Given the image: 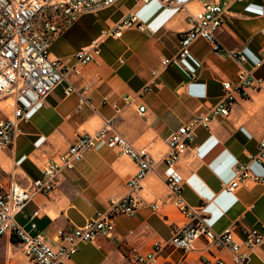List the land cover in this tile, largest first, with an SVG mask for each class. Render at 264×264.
Segmentation results:
<instances>
[{
	"label": "crops",
	"instance_id": "crops-1",
	"mask_svg": "<svg viewBox=\"0 0 264 264\" xmlns=\"http://www.w3.org/2000/svg\"><path fill=\"white\" fill-rule=\"evenodd\" d=\"M185 2V0H176ZM227 4L224 23L217 34L219 44L228 50H241L246 68L264 82V0H218ZM202 1H190L187 10L202 9ZM102 26L83 36L76 24L57 38L50 49L53 59L70 66L74 55L87 47L99 34L129 13H135L148 30H129L121 39H108L101 48L98 64L81 69V75L68 81L77 88L87 87L90 104L80 106L79 97H66L67 83L56 88L37 106L20 126L11 148L0 150V176L13 178L23 187L41 178L46 164L64 153L80 134H95L105 122L131 146L146 148L157 166L143 182L138 196L142 202L134 216L116 219L114 235L83 243L65 264H127L128 256L146 254L159 240H169L176 227L186 220L167 201L169 189L163 180L167 154L166 141L172 132L205 113L223 95L222 83L237 80L239 65L214 52L204 40L190 48L189 56L161 68L164 59H172L180 47V38L188 29L186 11L165 7L160 0L144 4L141 0H122L105 10ZM100 21V25H101ZM158 71V87L141 96ZM227 119H218L209 129H199L189 150L178 164L183 177V198L192 207L205 205L210 228L223 232L237 224L264 228V182L240 188L234 193L223 190L233 177L237 161L255 154L264 136V90H248ZM128 98V99H127ZM144 107V115L139 108ZM252 172L264 180V164H252ZM132 160L102 146L85 155L72 171L64 172L56 190L49 196L38 195L16 216L17 223L32 237L42 234L52 246L59 244L57 232L82 227L98 212H105L111 199L128 193L127 183L134 176ZM35 224L36 229L31 225ZM199 248L201 246L199 245ZM227 264L228 251L213 252ZM202 251L184 256L180 251L164 252L165 264H202ZM208 256V255H207ZM211 257V256H209ZM0 264H31L19 244L6 236L0 240ZM250 264H264V244Z\"/></svg>",
	"mask_w": 264,
	"mask_h": 264
},
{
	"label": "built area",
	"instance_id": "built-area-1",
	"mask_svg": "<svg viewBox=\"0 0 264 264\" xmlns=\"http://www.w3.org/2000/svg\"><path fill=\"white\" fill-rule=\"evenodd\" d=\"M122 0H0V150L9 149L21 135L20 126L28 122L29 114L61 84L67 83L64 94L79 97V105H89L88 88H77L68 81L70 76H80L81 69L98 64L102 45L108 39H121L129 30L146 33L148 30L135 13L122 17L113 26L103 30L87 47L74 55L70 66L53 59L50 49L53 42L68 32L83 16L96 15L112 8ZM151 0H141L148 4ZM190 1H202L197 12L187 10ZM245 2L246 0H233ZM165 7L186 11L188 29L182 33L180 47L172 59H164L161 68L166 69L174 62L185 60L191 46L198 40L209 43L214 52L236 62L240 71L235 83H222L223 95L216 105L205 113L197 114L192 120L171 133L166 141L167 154L163 159L165 170L163 180L169 189L167 201L155 204L153 210L170 202L186 220L183 227H176L169 240H159L146 254L134 253L128 256L127 264H165L167 250L187 255L202 251V264H227L213 252L228 251L230 264H250L256 250L264 244V228L242 227V236L236 233L237 224L223 232H214L208 224L205 205L190 206L183 198L184 180L178 164L192 144L199 129H209L218 119H227L237 97L246 98L248 90L261 92L264 82L252 70L246 68L247 58L241 50L223 48L217 34L224 23L227 4L218 0H160ZM264 39V31L262 32ZM264 52V46L262 48ZM158 71L153 72V82L146 86L141 96L158 87ZM128 99V98H127ZM145 108H139L143 116ZM116 151L133 161L136 172L128 183V193L111 199L105 212H98L84 226L70 231L57 232L59 244L52 246L42 234L30 236L16 221V216L38 195L49 196L57 188L64 172L72 171L82 162L85 155L100 147ZM264 164V136L255 154H249L247 161H237L233 166L232 179L223 185V190L234 193L240 188L263 183L256 176L252 164ZM157 163L150 152L134 148L115 131L111 122H105L95 134H80L69 148L48 164L41 172V178L23 187L13 178L4 180L0 176V240L6 236L16 241L22 254L31 264H65L77 252L80 244L111 238L116 229V219L134 216L142 202L138 196L144 180L154 172ZM4 172L0 168V174ZM36 229V225H31ZM199 245L201 248H199ZM208 255V256H207ZM211 256V257H209Z\"/></svg>",
	"mask_w": 264,
	"mask_h": 264
},
{
	"label": "rangeland",
	"instance_id": "rangeland-1",
	"mask_svg": "<svg viewBox=\"0 0 264 264\" xmlns=\"http://www.w3.org/2000/svg\"><path fill=\"white\" fill-rule=\"evenodd\" d=\"M107 10V9H106ZM107 12L102 11L96 15H85L76 24L83 29V36H88L97 31L103 24V18ZM100 21L102 22L100 25ZM75 24V25H76ZM74 25V26H75Z\"/></svg>",
	"mask_w": 264,
	"mask_h": 264
}]
</instances>
